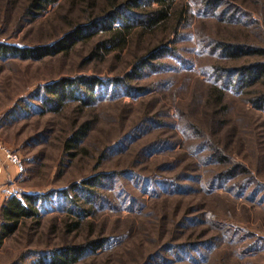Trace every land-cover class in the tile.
Masks as SVG:
<instances>
[{"label": "rangeland", "instance_id": "374dc122", "mask_svg": "<svg viewBox=\"0 0 264 264\" xmlns=\"http://www.w3.org/2000/svg\"><path fill=\"white\" fill-rule=\"evenodd\" d=\"M228 1L243 12L237 14L242 21L244 13L252 17L250 26L204 17L184 0L188 20L178 43L168 35V46L181 58L163 57L158 63L164 68L132 82L148 89L145 95L113 93L104 86L91 107L80 110L73 103L55 114L39 113L33 101L43 86L60 79L94 77L107 85L125 78L162 39L159 31L133 35L121 51H98L96 59L91 55L100 39L37 62H0V209L10 197L38 199V217L23 221L0 243V264H50L52 253L97 239L106 242L102 249L86 251L72 264H264V245L258 242L255 252L241 250L264 240V113L228 89L216 118L207 102L210 90H217L211 71L224 62L213 44L264 51V0ZM24 7L0 0L1 43L45 46L71 23L83 21L82 7L69 1L32 20L24 17ZM84 123L89 132L70 156L65 142ZM210 146L247 174L208 189L223 169L206 159ZM97 176L103 182L90 191L99 204L79 215L77 209L91 204L82 200L84 181ZM240 182L248 186L242 192L236 188ZM226 226L238 233L232 241L219 239ZM210 237L219 240L203 258L197 251L175 254L170 248Z\"/></svg>", "mask_w": 264, "mask_h": 264}, {"label": "trees", "instance_id": "16d2710c", "mask_svg": "<svg viewBox=\"0 0 264 264\" xmlns=\"http://www.w3.org/2000/svg\"><path fill=\"white\" fill-rule=\"evenodd\" d=\"M8 1V0H7ZM11 3L18 2L24 7V17L27 20L37 18L48 8L55 6L61 1H69L71 5L82 7L81 14L83 21L76 25L71 23L66 33H64L55 42L32 48H19L0 42V62L17 59L20 61L37 62L46 58L65 55L76 44L90 43L95 39H100V43L94 49L91 58L100 57L99 52L121 51L132 39L133 35L144 36L155 34L159 31L162 39L149 49L143 57H140L133 65V71L130 75L122 79H112L107 85H102L100 80L94 77H78L76 79H60L42 87L40 98L33 101L38 102V112L58 113L64 105L76 104L78 109L91 107L100 97V90L105 86L112 88L111 91H119L127 96L145 95L148 89L141 86H134L132 82H138L143 75L157 72L164 68V64L158 63L163 57L181 58L177 49H171L168 46L169 36L175 35L172 44L179 41V30L188 20L189 4H184V0H9ZM192 9L204 17H210L217 22L227 25L241 24L250 26L252 17L245 14L246 21H242L240 11L228 0H191ZM241 12L240 14H242ZM190 14V13H189ZM242 22V23H241ZM217 58L223 65L214 67L211 71V77L216 91L210 90L208 95V104L211 103V111L217 112L221 106L224 90L228 89L233 93L245 98L251 106L264 113V51L251 48L247 45L238 44H213ZM102 48V49H101ZM99 49V50H98ZM97 50V51H96ZM99 51V52H98ZM251 57L253 60L249 58ZM229 63H235L236 66H228ZM160 64V65H159ZM219 64V63H218ZM212 86V87H213ZM152 85L149 90L153 89ZM113 95V94H112ZM206 102V103H207ZM218 107V108H216ZM219 112V111H218ZM218 114L216 113L215 118ZM89 132V125L84 123L74 131L71 137L65 142V150L72 156L76 152V147L85 138ZM177 142V141H176ZM172 143L170 147H174ZM211 147V153L207 154V160L221 169L222 174L215 180L208 182V189L216 186H222L229 180H234L238 175H246L247 172L238 167L233 161L228 160L227 155ZM74 156V155H73ZM97 176L91 181H84L82 192L83 202L90 208L77 209V214L87 215L91 208L99 204V196L90 191V188L100 187L103 180ZM234 184L233 187L236 185ZM82 187V186H81ZM246 187L242 182L236 187L238 192H242ZM37 197L22 195L20 198L10 197L4 202L0 209V243L9 236L15 234L23 221L35 220L38 217L36 208ZM92 200V202H90ZM213 219V218H212ZM211 221L210 218L203 220ZM183 221V225H184ZM188 224V223H187ZM225 233L219 239L232 241L238 236L237 231L232 227H225ZM236 235V236H235ZM198 238V236H197ZM196 238V239H197ZM216 238H207L206 241L183 243L181 245L171 246V251L177 252H199V257L203 258V252L213 248ZM221 241V240H220ZM257 241V242H256ZM258 242L264 245V240L259 238L241 248L244 253L255 252ZM106 242L97 239L90 241L82 246L64 247L50 257V264H72L86 251L96 252L102 249Z\"/></svg>", "mask_w": 264, "mask_h": 264}, {"label": "built area", "instance_id": "2783aa9c", "mask_svg": "<svg viewBox=\"0 0 264 264\" xmlns=\"http://www.w3.org/2000/svg\"><path fill=\"white\" fill-rule=\"evenodd\" d=\"M6 159L17 166L19 165V162L16 157L11 156L10 154L6 155Z\"/></svg>", "mask_w": 264, "mask_h": 264}]
</instances>
